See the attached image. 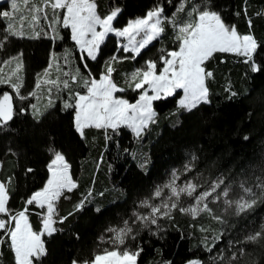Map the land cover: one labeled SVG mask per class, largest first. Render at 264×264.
Wrapping results in <instances>:
<instances>
[{
    "label": "trees",
    "instance_id": "obj_1",
    "mask_svg": "<svg viewBox=\"0 0 264 264\" xmlns=\"http://www.w3.org/2000/svg\"><path fill=\"white\" fill-rule=\"evenodd\" d=\"M197 2L221 12L226 22L236 25L241 34L251 31L258 43H264V15H257L264 13V0ZM96 3L101 15L119 7L121 12L113 24L122 28L130 20L143 17L163 0H96ZM8 8L7 0L0 1V9ZM173 10L166 6L167 15ZM249 17L253 22L251 29L247 24ZM60 35L64 39L56 41L45 36L39 39L12 38L0 51V59L23 53L22 94L36 92V96L28 100H16V105L27 107L36 104L44 113L42 117L34 118L29 109V114H17L12 122L0 129V180L13 178L12 210H22L25 199L44 186L49 177L47 166L54 151L65 156L78 185L57 202L58 217L67 216L69 212L73 214L63 223L57 221L55 227L59 231L43 237L47 255L42 257L40 264H71L73 258L91 259L97 251L110 248V244L99 240L101 235L105 240L110 237L106 229L122 226L124 220L131 218L133 211L140 209L139 202L149 197L156 185L164 182L171 168L183 169L193 156L196 157L195 167L187 175L195 177L199 173L202 182L224 176L226 183L232 186L247 180L246 186L253 187L259 196L254 182L255 177H264V71L252 72L241 56L216 54L205 64L213 74L205 82L209 90L208 103L187 111L178 105L181 92L177 90L174 96L153 102L155 120L140 137L125 126H121L118 134L109 129L107 135L111 136L110 140H106L105 130L95 127L86 128L81 136L74 126V109L63 107L66 101L73 102L69 90L58 92L53 89V104L48 107L47 87L50 85L34 88L37 78L43 76L49 63L54 65L51 69L53 78L57 75L64 78L62 73H57L53 54L59 57L64 67V55L71 52L73 58L66 70L74 71L79 67L81 76L87 78L76 55V46L70 39V30L60 29ZM118 42L115 34H109L98 60L89 61L96 78H99L104 63L114 54L131 56L117 50ZM178 46L174 31L166 26L163 36L143 49L136 59L114 63L117 71L112 75L113 81L121 86L123 75L144 67L146 60L158 59L161 49L177 50ZM257 63L264 64V48L260 50ZM71 91L86 94L83 79L71 84ZM117 94L133 103L140 93L128 89ZM28 168L32 171L25 174ZM90 191L91 198L85 201L82 209L76 210L75 206ZM28 211L33 230L40 231V210L29 206ZM222 220L223 223L218 220L212 222L208 212L193 216L177 208L171 211L170 217L159 218L156 225L144 228L137 223L135 228L139 236L126 244L132 248L137 245L143 248L138 264H186L193 259L213 264L212 257L221 249L225 255L231 254L229 241H242L264 224V200H258L251 210L239 216L229 210L223 214ZM207 222H211L210 227L202 230L199 226L206 228ZM216 236H221V241L209 252L205 240L207 238L210 242ZM240 247H244L246 255L239 264H264V239L258 243L241 244ZM0 264H14L7 242L0 245Z\"/></svg>",
    "mask_w": 264,
    "mask_h": 264
},
{
    "label": "snow or ice",
    "instance_id": "obj_2",
    "mask_svg": "<svg viewBox=\"0 0 264 264\" xmlns=\"http://www.w3.org/2000/svg\"><path fill=\"white\" fill-rule=\"evenodd\" d=\"M166 6L174 9L170 15L166 14ZM120 12L121 9L116 7L107 14H98L96 0H10L8 9H0V51L5 49L12 38L39 39L45 36L56 41L64 39L60 35V29L70 30V39L76 46V55L87 78L81 76L79 67L74 71L66 70L73 58L71 52L64 55V67L61 66L59 57L53 54L52 60L57 73H62L64 78L61 79L60 75L53 78L51 69L54 65L49 63L43 76L37 78L34 88L41 89L50 85L47 87L48 107L53 104V89L58 92L69 90L73 102L66 101L63 107L74 109V126L81 136L86 128L95 127L105 130V138L110 140L111 136L107 135L109 129L118 134L121 126H125L140 137L155 120L153 102L172 97L177 90L184 93L178 102L179 106L187 111L195 109L201 103H208L209 90L205 82L213 74L206 69L205 64L216 54L241 56L250 65L252 72L264 71V64L257 63L264 43H258L251 31L241 34L236 25L227 23L221 12L212 10L207 4L198 3L197 0H163V3H157L143 17L130 20L126 26L117 28L113 22ZM244 14L247 17L246 8ZM247 24L251 29L253 22L250 17L247 18ZM166 26L174 31L178 50L161 49L162 54L158 59L146 60L144 67L136 68L128 75L126 87H118L112 78L117 71L114 63L123 59H136L143 49L163 36ZM109 34L126 38V42H118L117 50L132 55L118 57L114 54L104 63L99 78H96L89 67V61L98 60ZM5 68L8 70L5 71ZM23 68L22 52L0 59V129L12 122L17 114H29V109L34 118L44 115L36 104L18 107L15 103L16 100L24 101L36 96L35 91L22 94ZM81 79L86 94L71 91V84H76ZM128 89L140 93L135 103L114 95ZM195 159L193 156L186 162L182 171L173 169L164 184L156 185L151 195L139 202V208L148 209L146 214L133 211L131 218L124 220L122 226H110L106 229L111 234L110 237L105 240V236L101 235L99 240L110 244V248L97 251L91 259L73 258L71 264H138L143 248L140 245L132 248L126 244L128 240L135 241L139 236V231L135 228L137 223L144 228L156 225L159 218L170 217L171 211L177 208L181 212H190L193 216L208 212L223 223L222 218L213 213L210 204L222 201L227 208H234L235 215L239 216L251 210L258 200H264V177L259 176L255 177L254 182L255 188L259 189V196L253 187L246 186L248 181L244 180L240 183L242 195L235 200L229 198L232 185L226 183L224 176L200 183L201 174L197 173L195 177L178 183L182 176L193 171ZM47 167L49 177L46 183L25 199V207L19 211L14 212L10 206L13 178L0 180V245L7 242L13 253L14 264H40L42 257L47 255L43 237L59 231L55 227L57 221L63 223L73 214L69 212L67 216H57V202L66 192L70 193L78 187L71 175L70 164L61 152L54 151ZM31 171L28 168L25 174ZM91 196L90 191L75 206L76 210L82 209ZM182 197L190 198L193 203L187 208L181 207ZM29 206L40 210V231H34L29 222ZM262 239L264 224L242 241H229L228 249L231 254L225 255L221 249L212 257V262L239 264L246 255L244 247L240 245L258 243ZM220 241L221 236L213 237L210 242L206 238L205 247L212 252ZM209 243L211 246H208ZM189 264L203 262L193 260Z\"/></svg>",
    "mask_w": 264,
    "mask_h": 264
},
{
    "label": "rangeland",
    "instance_id": "obj_3",
    "mask_svg": "<svg viewBox=\"0 0 264 264\" xmlns=\"http://www.w3.org/2000/svg\"><path fill=\"white\" fill-rule=\"evenodd\" d=\"M0 1H2V0H0ZM7 2L10 4V0H7ZM34 2H35V0H34ZM126 26V25H125ZM98 30H99V27H98ZM119 38V42H126V38H120V37H118ZM178 50V49H177ZM123 52V51H122ZM124 53V52H123ZM128 55H132L131 53H127ZM118 57H120V56H118ZM119 61V60H118ZM140 68V67H139ZM136 69V68H135ZM8 69L7 68H5V71H7ZM131 73V72H130ZM130 73H126L125 75H123L124 77H123V86L121 85V86H118V87H126V80H127V77H128V75L130 74ZM180 92H181V95H180V97L178 98V102H179V100L181 99V98H183V96H184V93H183V91L182 90H179ZM117 98H123V99H125L124 97H121V96H119L117 93H115L114 94ZM136 102V101H135ZM135 102H133V103H135ZM130 103V102H129ZM178 105H179V103H178ZM151 124V123H150ZM54 156V155H53ZM173 169H176V168H171L169 171H168V173H167V175H166V177H165V180H164V182H162L161 184H159V185H162V184H164L167 180H168V178H169V175H170V173H171V171L173 170ZM179 170H183V169H179ZM193 176H189V175H186V176H182L181 177V180L180 181H178V183H182L184 180H186V179H190V178H192ZM199 182L200 183H203L200 179H199ZM254 191H256V190H254ZM242 195V192H241V189H240V185H236V186H232V191H231V193H230V199H233V200H235V199H239V197ZM159 201H153V203H158ZM193 203V201L190 199V198H187V197H182V201H181V207H185V208H187V207H189L191 204ZM212 209H213V213L215 214V215H217V216H220L221 218L223 217V214H225L226 212H228L229 210H232V211H234L235 212V209L234 208H227V206L225 205V204H223V202L221 201V202H218V203H216V204H210L209 205ZM139 212H141L142 214H146L147 213V211H148V209H144V208H140L139 210H138ZM190 213V212H189ZM211 216V221L213 222V221H216V219H214L213 218V215H210ZM210 225H211V222H207L206 223V228H205V226L203 225V226H199L200 228H202V230H206V229H208L209 227H210ZM193 260H197V259H193ZM193 260H190V261H193ZM186 264H189V261L186 263Z\"/></svg>",
    "mask_w": 264,
    "mask_h": 264
}]
</instances>
